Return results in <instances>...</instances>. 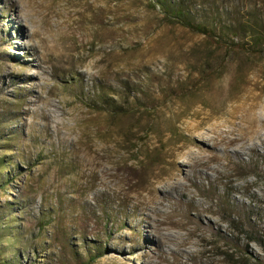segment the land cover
<instances>
[{
	"label": "rangeland",
	"instance_id": "374dc122",
	"mask_svg": "<svg viewBox=\"0 0 264 264\" xmlns=\"http://www.w3.org/2000/svg\"><path fill=\"white\" fill-rule=\"evenodd\" d=\"M175 11L227 44L259 33L258 55L214 47ZM197 110L202 128L254 135L208 177L171 166L180 185L153 193L175 198L180 225L159 232L125 198L194 143ZM178 250L187 264H264V0H0V264H166Z\"/></svg>",
	"mask_w": 264,
	"mask_h": 264
},
{
	"label": "bare ground",
	"instance_id": "6f19581e",
	"mask_svg": "<svg viewBox=\"0 0 264 264\" xmlns=\"http://www.w3.org/2000/svg\"><path fill=\"white\" fill-rule=\"evenodd\" d=\"M210 116H211L210 114L202 116L201 112L198 110L194 113H189L188 115H186L185 117L188 120H191L193 123L186 126L185 130L186 133H188L189 137L191 138L190 140L193 141L194 143L193 144L190 142L184 143L185 142L184 141L183 143H180L178 145L175 144L172 145V147L169 150L167 149L165 151L164 157L161 159L163 165L161 166V168L159 167L160 168L159 172L154 173L151 176L152 178L147 180L146 184L139 191H136L133 195L130 196L128 194L126 195L127 197L125 199L129 201L134 215L140 214L144 210H152L154 212L153 215L156 218L154 227L155 230H158L159 232L160 231L165 232L168 230V227L173 228L180 225L174 218L175 215L174 212L165 209L166 199L174 201L175 198L173 196L166 197L167 195L158 198L153 193V189L156 184L159 185L165 184L169 188L174 189V191L180 185L179 181L177 180L175 181L172 175L171 166L179 165L180 167H182L185 171L184 180L186 181L188 180L194 181V178L197 175H200V173L196 172V169H203L204 172L202 173V176L208 177L207 172L211 171L210 169H208L210 166L209 165L210 162L214 161L217 164H220L223 159H227L229 157L227 152L228 148H231L232 146L235 147V145L237 146V144L239 143H243V142L245 143L246 141H249L252 134L254 135V131L252 128L242 125L241 122L239 123V125L233 124L232 120L228 122L229 123L228 128L225 131H222L221 130L222 128L215 125H212L210 127L208 126V128H202L210 120L211 118ZM216 125H218V123ZM206 144L209 145L211 144L210 146L212 147V152L210 154L208 153L209 155L207 157H206L207 154L205 155ZM217 146L221 147L220 155H218L217 152H215ZM192 148H197L198 153L194 154ZM234 153L237 152L234 151ZM184 187L185 186H183V188ZM186 195L187 194L184 191H182L180 192L178 198L180 200L184 199L183 202L187 206H189V204L193 205V200H195L194 197L187 195V197L185 198ZM193 206L196 211V216L198 218L202 217L203 219L205 210L203 208H200L199 205L198 206L193 205ZM134 210L136 212H134ZM207 221L208 224H211L210 223L211 220H207ZM186 240L182 239L177 247L185 248L188 245ZM182 253L183 251H179V250L175 252V256L173 255L174 259L170 261L167 260L166 264H187V259H192L194 256L192 253L187 252L185 254L186 258L183 261H179V257Z\"/></svg>",
	"mask_w": 264,
	"mask_h": 264
},
{
	"label": "trees",
	"instance_id": "16d2710c",
	"mask_svg": "<svg viewBox=\"0 0 264 264\" xmlns=\"http://www.w3.org/2000/svg\"><path fill=\"white\" fill-rule=\"evenodd\" d=\"M173 20L177 22L178 25L182 26L185 28L188 32L197 35V36H202L205 38L207 42H209L211 45H213L216 48H223L227 49L229 51L235 52V53H244V52H249L254 55H258L259 51L256 50L259 47V43L261 40V36L259 33H252V32H247L246 33V39L250 40V43H252L250 48H246L242 43H232V44H227L226 41H224L221 37H219L215 29L208 28L207 26L204 25H197L192 23L188 18L184 16V14L181 11H175L172 14ZM246 45H250L247 43ZM240 233V231H238ZM247 239H249V242H255V239L248 237L245 233H243ZM101 253L97 254L93 257L89 258V261L86 264H92L95 260H97L99 257H101ZM244 264H247L244 263Z\"/></svg>",
	"mask_w": 264,
	"mask_h": 264
}]
</instances>
